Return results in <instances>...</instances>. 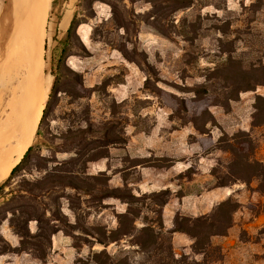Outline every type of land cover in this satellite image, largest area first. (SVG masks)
<instances>
[{"label":"rangeland","instance_id":"obj_1","mask_svg":"<svg viewBox=\"0 0 264 264\" xmlns=\"http://www.w3.org/2000/svg\"><path fill=\"white\" fill-rule=\"evenodd\" d=\"M44 34L45 103L31 150L0 182V251L21 210L40 215L23 248L42 264H157L176 215L230 198L231 226L210 239L219 255L175 232L174 258L264 264V193L230 174L251 173L235 151L264 165V0H49Z\"/></svg>","mask_w":264,"mask_h":264},{"label":"bare ground","instance_id":"obj_2","mask_svg":"<svg viewBox=\"0 0 264 264\" xmlns=\"http://www.w3.org/2000/svg\"><path fill=\"white\" fill-rule=\"evenodd\" d=\"M49 0L0 6V182L36 133L45 102L43 41Z\"/></svg>","mask_w":264,"mask_h":264},{"label":"trees","instance_id":"obj_3","mask_svg":"<svg viewBox=\"0 0 264 264\" xmlns=\"http://www.w3.org/2000/svg\"><path fill=\"white\" fill-rule=\"evenodd\" d=\"M75 15L73 16L72 20L70 21L69 27L67 29V38L72 34V31L75 26ZM63 45H68V39H65L63 41ZM264 85V82H263ZM258 102L262 103L263 106H255V112L253 115V121L254 123L256 120L260 117L264 118V97H257ZM45 103V102H44ZM47 105H45L46 111ZM40 122V121H39ZM264 122V119H263ZM40 125V124H39ZM38 128V127H37ZM31 150V147L26 150L27 152L24 153L22 156L23 161L29 151ZM234 156L236 159H239V162L235 164L236 166H240L241 170H245L246 172L251 171V173H230L231 176L234 178V180H242L243 182H249L252 179H256L259 181V190L264 193V165L258 161H250L249 158L246 155L239 154L235 151ZM20 162V161H19ZM20 165V164H19ZM19 165L11 170V174L16 171V169L19 167ZM244 174V175H240ZM48 182L47 184H52V181L46 180ZM26 185H30L28 182H24ZM36 189L42 190L44 187H40L39 185L36 186L34 184ZM219 186H225L223 183H220ZM33 193V192H32ZM238 203L230 198L222 201L219 203L215 209L211 212L209 215H203L198 217H183L180 215H176L173 221V228L171 230L166 231L165 233L169 236L168 238V245L165 247L164 252V258L160 262H156L157 264H200L197 261H189L187 258H184L182 256L179 260H176L174 258V254L172 253L171 245H170V235L177 232L181 234H185L192 240L191 248L194 253L197 254H203L206 255L207 250H214L219 255V251L216 247H213L211 245L210 239L215 236H223L226 234L227 230L230 228L232 223V213L236 211L238 207ZM15 211L12 212V217L9 219V225L12 229V231L19 236L20 238V245L18 248H12L7 243V248H4L2 251H0V254H5L8 252H22L25 251L23 248V240L25 237H36L37 234H31L28 228V222L31 220L40 221V215H30L27 213H24L21 210H18V215H20L16 219H12L15 216ZM129 213L120 214L118 218L121 220V218L126 219L128 217ZM3 219H6V216L3 217ZM2 219V220H3ZM120 224V222H119ZM119 229V228H118ZM116 229L115 232H118L119 230ZM139 232L141 233H149L152 241V245L156 246L157 251L162 250V242H158L157 240L161 238L160 231H155L154 228L150 226H144L142 227ZM56 233V230L54 229L47 242L51 244V236ZM38 237V236H37ZM161 240V239H160ZM101 242V241H100ZM101 253H97L96 255H100ZM207 258V256H206ZM219 257H216L218 259ZM215 259V260H216ZM42 258H40V261ZM42 264V263H41Z\"/></svg>","mask_w":264,"mask_h":264},{"label":"crops","instance_id":"obj_4","mask_svg":"<svg viewBox=\"0 0 264 264\" xmlns=\"http://www.w3.org/2000/svg\"><path fill=\"white\" fill-rule=\"evenodd\" d=\"M31 233H34L36 230V225L30 224L28 226ZM3 238L8 242L10 247L18 248L20 245V238L16 236L9 227L4 228L2 230ZM178 234V233H177ZM174 233L173 239L177 241L180 237H176L177 235ZM51 245L52 249L54 248V253L56 252V235L51 237ZM0 264H41V261L32 256L30 252L22 251V252H10L5 254H0ZM49 264V263H48Z\"/></svg>","mask_w":264,"mask_h":264}]
</instances>
